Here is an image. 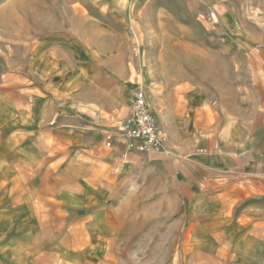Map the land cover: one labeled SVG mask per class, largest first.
Masks as SVG:
<instances>
[{
    "label": "rangeland",
    "instance_id": "rangeland-1",
    "mask_svg": "<svg viewBox=\"0 0 264 264\" xmlns=\"http://www.w3.org/2000/svg\"><path fill=\"white\" fill-rule=\"evenodd\" d=\"M261 43L264 0H0V208L8 104L17 118L30 102L51 100L82 120L96 119V107L82 103L101 99L98 116L111 120L138 89L155 107L161 99L187 105L193 91L212 123L247 118ZM99 89L111 94L97 100ZM137 165L110 177L109 262L171 264L183 233L171 173Z\"/></svg>",
    "mask_w": 264,
    "mask_h": 264
},
{
    "label": "crops",
    "instance_id": "crops-1",
    "mask_svg": "<svg viewBox=\"0 0 264 264\" xmlns=\"http://www.w3.org/2000/svg\"><path fill=\"white\" fill-rule=\"evenodd\" d=\"M254 49L262 62L249 117L212 123L193 91L187 105L149 103L166 143L146 155L118 142L107 147L131 105L125 115L110 110L106 120L98 116L105 110L101 99L81 102L96 107V119L81 120L51 100L30 102L28 113L16 105L17 118L8 104L0 263L113 264V206L105 197L110 177L147 162L171 173L182 210L179 255L171 264H264V43ZM107 90L99 89L96 99L110 95Z\"/></svg>",
    "mask_w": 264,
    "mask_h": 264
},
{
    "label": "built area",
    "instance_id": "built-area-1",
    "mask_svg": "<svg viewBox=\"0 0 264 264\" xmlns=\"http://www.w3.org/2000/svg\"><path fill=\"white\" fill-rule=\"evenodd\" d=\"M130 105L131 111L127 119L114 134L108 135L107 146L111 147L118 142L123 144L129 153L162 151L165 135L149 105L145 90L138 89L133 94Z\"/></svg>",
    "mask_w": 264,
    "mask_h": 264
}]
</instances>
